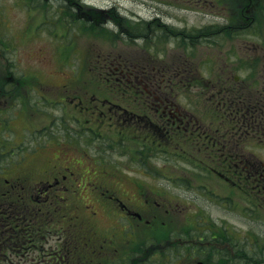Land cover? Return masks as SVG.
Here are the masks:
<instances>
[{
	"label": "rangeland",
	"instance_id": "obj_1",
	"mask_svg": "<svg viewBox=\"0 0 264 264\" xmlns=\"http://www.w3.org/2000/svg\"><path fill=\"white\" fill-rule=\"evenodd\" d=\"M28 1L29 6L21 0H0V37L4 34L0 40V86L6 88L0 91L10 102L9 118L14 123L5 132L3 144L10 148L22 143L25 147H33L35 142L41 141L48 144L45 147L48 155L54 156L59 146H65L64 142L74 143L66 138L71 135L75 140L73 147L66 146L63 150L78 161L74 162L78 169L74 186L79 193V184L91 183L88 190L83 189L79 194V200L74 198L73 207H79L80 203L96 204L94 208L101 215L91 221L103 230L116 227L117 239L121 241L119 247L129 240V229L125 230L126 239L121 236L123 224H128L112 206L113 201L103 205L105 203L96 198L100 191L93 189L96 187L94 181L104 186L103 191L108 188L107 193H115L121 198L137 196L138 206L144 203L150 189L165 196L160 200L162 197L156 199L150 194L149 202L153 204L150 208L160 216L152 218L153 239L160 235L159 224L164 220L169 226L179 220L176 227L186 229L180 233L183 238L207 233L201 228L204 223H197L201 219L215 231L220 232L225 226L231 240L250 233L260 245L247 248L249 264H264V184L259 182L263 178L259 177L258 181L255 176L253 179L234 177L228 170L218 169L237 181L233 184L221 177L217 170L207 168V163L196 164L199 159L207 161L205 156L212 149L208 150L209 143L200 147L201 140L192 138V133L180 131L170 137L163 130L154 129L152 133L156 137L153 139L161 138L160 141L153 140L149 149L143 150L136 144L139 136L135 132L132 114L129 120L118 114L115 116L118 123L115 136L120 137L129 131L132 139V148L129 149V145L123 146L122 141L111 142L109 136L103 139L93 134L91 128L95 127V122L86 120L83 109L84 105L100 99L109 103L107 96L126 105L133 99V94L135 96V92L142 89L144 95L153 90L154 93L165 92L161 95L173 98L177 93L186 109L205 118L203 128L226 130L232 122L223 117V107L205 104V94L211 92L208 81L185 79L187 87L179 78L174 79L178 90L172 95L169 94L170 88L165 91L160 88L169 78L166 74L180 73L182 77L185 68L192 71V77L197 76L196 68L208 78L212 73L207 71L218 75L220 68L225 69L228 64H231V70L234 64L254 65L257 54L264 55V38L226 31V0H203L202 5L207 3L205 7L192 6L188 2L183 4L181 0H166L164 3L156 0ZM78 3L83 7L78 9ZM157 6H162V12L157 11ZM75 11L86 16L82 19ZM153 13H159L166 24L157 19L151 21ZM195 26L212 29L210 33L213 35L202 34L192 40L178 34L183 27L191 29ZM6 45L10 47L6 49ZM260 61H264V57ZM254 66L256 80L263 86L264 67L259 61ZM245 71L249 72L240 70V73L245 76ZM146 84H150L147 89L143 88ZM44 96L50 101L42 102L41 99L38 103L37 98ZM63 98L67 100L62 102ZM232 120L236 123L238 118ZM85 125L91 128L88 130ZM262 128L263 125L258 129ZM96 129L106 132L111 128L101 125ZM242 139L247 145L245 151L250 161L259 166L257 168L264 177V133L253 131ZM156 145L161 149H156ZM41 148L32 154L27 153L25 160L30 162ZM95 158L103 162L98 163ZM32 164L42 167L41 171L46 169L42 161L35 160ZM144 172L151 175L142 174ZM133 181L144 188L142 197L134 190ZM169 199L175 201V215L163 208L170 203ZM122 201L129 202L128 199ZM107 208L108 212L105 211ZM43 217L53 220L50 215ZM81 224L71 227L72 231L78 230ZM55 241V237L49 238L50 243ZM234 245L235 255L240 257V246L235 242ZM123 256H126L124 252ZM153 259L156 262L158 257ZM236 262L243 264L241 258Z\"/></svg>",
	"mask_w": 264,
	"mask_h": 264
},
{
	"label": "flooded vegetation",
	"instance_id": "obj_2",
	"mask_svg": "<svg viewBox=\"0 0 264 264\" xmlns=\"http://www.w3.org/2000/svg\"><path fill=\"white\" fill-rule=\"evenodd\" d=\"M156 1L164 3L166 0ZM23 2L25 3V0ZM181 2L183 4L188 2L192 6L199 7L207 5V3L202 5L203 0H181ZM29 3L27 1V4ZM226 3L228 4L225 18L227 24L224 28L226 31L228 29L232 34H254L257 39L264 38V0H226ZM77 5L78 9L83 7L82 4L78 3ZM157 8V11L162 12V6H157ZM78 14L81 13L78 12ZM156 19L161 24H166V22H162L159 13H153L151 16V21ZM210 31L212 32V29L207 30L197 26L191 29L183 27L178 34L185 39L196 40L202 34L213 35ZM263 57V54H257L254 65L259 61L264 67V61H260ZM254 65L234 64V68L231 70V64H228L229 68L228 66L225 69L221 67L218 75L213 76V93L209 97L210 103L220 104L223 107V117L230 119L233 127L227 130L205 128L206 135L203 136V140L211 145L212 150L208 151L205 156L208 162L204 158L196 160L195 163H207V168L215 170H228L234 177L252 178L255 176L259 181L260 168L250 161L251 159L245 151L247 145L245 146V141L242 139L250 131V124L246 121L264 120V85L260 86L256 80ZM240 70H249V72L245 71L247 75L243 76ZM149 85H144V88L147 89ZM5 89V85L0 86V90ZM2 93L0 91V233L13 240L14 232H17L20 241L24 240L23 245L25 244V232L34 231L36 233L34 241L30 242L35 248L33 259H30V253L27 254L25 249L20 248L23 252H20L18 264H239L236 262L238 258L242 259L243 264H249L250 253L247 248L250 246L248 240L244 236L238 237L235 241L231 240L227 236L225 226L219 232L203 222L201 228H205L207 233L202 235L197 233L183 238L180 233L186 229L176 227V222L179 220H176L172 226H169V222L164 220L162 224H159L160 235L153 239L151 222L153 217L157 219L159 215L153 213L150 208L153 205L149 202L150 194L156 199L157 196L162 197L160 200L165 199V196L158 194L153 189L148 191L144 203L139 206L137 196L121 198L115 193H108V197L102 195L107 193L108 188L101 192L102 198L100 197V199L107 204L113 201L114 209L118 210L120 217L125 218L129 223L130 231L127 234L129 240L125 241L123 247L126 256H123V252L119 249L118 244L121 241H118L115 230L105 229L103 231L97 226L87 223L82 229L76 230V233L68 228L66 232L58 233V227L54 225V222L51 221L52 224L49 227L43 225V216L50 215L54 219L62 213V206L65 205L69 209L74 205V198L79 200L80 193L74 186L77 182L73 183L78 170H76L74 162L78 161H74L63 150L69 146L66 142H64L65 146H59V150L53 156V154L48 155L49 152L45 149L48 144L40 141L27 150H24L23 147L25 153L21 159H11L10 163L9 156L11 158L15 154L14 149L21 148V145L10 148L2 142L5 132L10 130V125L12 127L14 125L9 118L10 102ZM152 94L150 91L144 95V91L141 90L139 95H135L126 105L115 103L113 100H106L112 104L103 100L99 103H88L83 107L84 115L87 121L91 120L90 116H92L101 121L102 125L116 127L118 123L115 116L117 117L119 114V117L129 120V115L132 114L133 123L136 126L135 132L139 136L136 144L143 150H148L149 143L153 141V137H156L152 133V130L156 129L155 126L166 131L170 137L172 135L175 137L176 132L193 134L199 131L193 127L195 125L193 121L200 120L198 114L192 112L191 109H186L182 100L175 102L170 96L164 97L159 94L153 96ZM112 105L115 107L111 108ZM115 108L117 112H115ZM232 118H238L237 122L234 123ZM85 127L88 130L91 128L90 125H85ZM131 130L133 131V128ZM229 131L231 132L229 133ZM102 135L100 134V136ZM125 136H128V139H125ZM118 141H122L123 146L129 145L128 148H132L129 131L121 135ZM41 146L42 150L30 162H27L25 160L27 153L37 152ZM157 149L161 148L157 147ZM35 160L44 162L46 169L41 171L42 167L32 164ZM142 174L151 175L148 172ZM218 174L231 183L237 184V181H234L226 172L218 171ZM259 182L264 184V180ZM134 183V190L139 192L142 197L144 188L139 183ZM126 199L129 202L122 201ZM115 200H118V203ZM169 201L170 203L163 205V208L175 215L177 213L173 208L175 201L173 202V199H169ZM128 205L132 207L127 208ZM80 206V209L78 206H74L71 211L77 214V217L80 216L81 211L83 212L82 219L89 220V212L94 217L100 215L99 211L93 209L90 204L80 203ZM159 208L161 209L160 206ZM106 211L108 212L109 208ZM121 230H123L121 236L126 239L125 227H122ZM177 231H179V236H176ZM9 232H13V234ZM51 237H55L54 243L49 242ZM74 240H77L78 243H74ZM234 242L240 246L238 248L240 257L235 255ZM6 244L9 245V243ZM174 252L178 253L174 254ZM154 256L158 257L156 262L153 259Z\"/></svg>",
	"mask_w": 264,
	"mask_h": 264
}]
</instances>
